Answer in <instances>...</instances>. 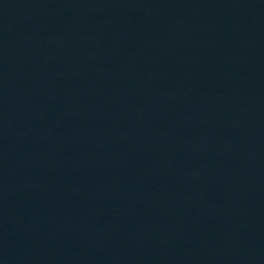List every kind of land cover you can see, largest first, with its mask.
<instances>
[{
	"label": "water",
	"instance_id": "water-1",
	"mask_svg": "<svg viewBox=\"0 0 264 264\" xmlns=\"http://www.w3.org/2000/svg\"><path fill=\"white\" fill-rule=\"evenodd\" d=\"M0 264H264V0H0Z\"/></svg>",
	"mask_w": 264,
	"mask_h": 264
}]
</instances>
